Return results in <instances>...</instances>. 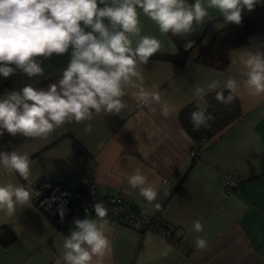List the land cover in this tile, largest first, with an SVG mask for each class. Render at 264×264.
I'll use <instances>...</instances> for the list:
<instances>
[{
    "label": "crops",
    "instance_id": "0c3cea01",
    "mask_svg": "<svg viewBox=\"0 0 264 264\" xmlns=\"http://www.w3.org/2000/svg\"><path fill=\"white\" fill-rule=\"evenodd\" d=\"M258 5L264 8V0ZM248 12L245 8L242 15ZM139 19L141 35L155 36L161 42L156 54H177L179 42L196 39L191 49L194 55L218 28L227 24L218 11L210 9L205 21L194 25V31L173 36L162 35L142 12ZM257 48L264 51V41L231 50L230 64L225 70L193 59L180 66L151 57L143 68V76L146 85L158 86L163 100L171 107L170 116L164 117L155 103L137 102L129 91L123 97L128 107L119 114H94L90 134L84 132L83 123L72 121L56 128L47 138H25L20 144L6 141L2 150L15 149L29 155L30 174L25 180L19 174L9 175L0 170V183L24 185L39 177L47 180V186L52 182L68 186L80 182L71 173L68 157L83 146L94 164L93 179L99 194L119 192L148 213L160 210L172 224L171 235L176 240L172 244L158 232H141L105 218L111 251L103 264H264V96L241 92L237 96L241 116L204 141L193 161L189 154L192 139L178 119L181 108L194 100V85H206L212 80L223 83L229 76L243 80L241 55L246 49ZM71 50L70 47L68 52L50 58L38 57L43 75L28 77L19 69L7 78L0 75V98L40 79L62 74L70 62ZM204 108L203 104L199 107L201 111ZM136 168L158 191L151 204L127 182ZM228 173L244 176L234 192L224 189ZM195 219L202 220V233L190 232L185 227ZM0 227L6 228V237L12 235L8 242L0 241V264H63V239L74 224L66 230L59 229L31 200L18 207L11 218L0 212ZM198 235L207 237L209 246L204 251L194 246Z\"/></svg>",
    "mask_w": 264,
    "mask_h": 264
},
{
    "label": "clouds",
    "instance_id": "9594fccd",
    "mask_svg": "<svg viewBox=\"0 0 264 264\" xmlns=\"http://www.w3.org/2000/svg\"><path fill=\"white\" fill-rule=\"evenodd\" d=\"M259 2L0 0V75L10 77L17 69L28 77L43 75L38 57L50 58L72 49L70 62L57 83L46 89L28 84L0 98V136L7 133L12 137L47 138L56 128L72 121L83 123L84 132L90 134L94 114H119L128 107L123 97L129 91L137 102L155 103L164 117L170 116L171 107L163 100L158 86L146 85L143 76L144 66L160 50L161 42L155 36L141 35L140 13L153 21L162 35L177 36L194 31V25L203 23L210 9L218 11L225 23L239 25L243 10L252 11ZM240 63L243 80L229 76L223 83L212 80L206 85L196 84L194 101H203L213 91L216 101L225 106L232 104L241 92L264 96V51L246 49ZM212 119L211 114L201 110L190 115L194 130L210 127L208 122ZM0 170L27 180L29 155L15 149L0 150ZM127 182L148 203L157 199L158 191L139 168L128 175ZM36 195L31 185L0 183V212L11 218L18 207L22 208ZM93 207L96 218L75 219L74 228L64 236L63 264H103L111 251L105 232L108 209L102 202ZM155 207L159 208V204ZM63 215L61 210V219ZM185 227L195 233L204 229L201 219ZM193 243L199 251L209 246L206 236L198 235Z\"/></svg>",
    "mask_w": 264,
    "mask_h": 264
},
{
    "label": "trees",
    "instance_id": "16d2710c",
    "mask_svg": "<svg viewBox=\"0 0 264 264\" xmlns=\"http://www.w3.org/2000/svg\"><path fill=\"white\" fill-rule=\"evenodd\" d=\"M203 33H205V30ZM203 36L204 34L200 37ZM194 41L195 42L188 49H184L181 42H179L180 50L177 54H155L152 58L169 60L180 66H183L189 59H193L197 63L219 70H225L230 64L231 50L240 46H248L258 41H264V8L257 4L254 10L242 15V22L239 25L227 23L218 28L208 38L207 42L201 47V49L193 55L191 54V49L194 47L197 40L195 39ZM62 76L63 73L40 79L32 83V86L35 88L46 89L50 84L57 83ZM2 89L3 88L0 86V91H2ZM225 94L227 95V90H225ZM202 104L205 106L204 112L206 114H211L213 119L208 122L210 127L201 126L199 130H194L190 121V115L193 111L200 110L199 107ZM240 116L241 107L238 97H236L232 104L225 106L224 104L216 101L215 91L208 93L203 101L197 102L192 100L183 106L178 113V119L183 130L192 139L191 147L197 149L196 155L192 156V161L197 157L200 146L204 144V141L210 139L227 125L237 120ZM24 139L25 137L20 135L12 137L5 133L3 136H0V150H2V146L6 141H12L16 144H20L24 141ZM89 157L88 151L83 146H80L79 150L75 154L68 157L71 173L75 177L82 180L69 186L78 187L84 192L87 191L88 186L84 180L93 170V162H90ZM56 183L58 182H52L51 184ZM62 185L68 186L66 183H62ZM152 214L156 216L157 222L167 228H170V233L172 234V224H170L162 216L160 210H157ZM47 216L59 229H67L66 218L64 216L63 219H61V216L58 214L55 216L47 214ZM5 229V227H0V241H3L4 243L8 242V240L12 237V235L7 237L5 236ZM138 231L144 232L147 230L139 229Z\"/></svg>",
    "mask_w": 264,
    "mask_h": 264
},
{
    "label": "built area",
    "instance_id": "2783aa9c",
    "mask_svg": "<svg viewBox=\"0 0 264 264\" xmlns=\"http://www.w3.org/2000/svg\"><path fill=\"white\" fill-rule=\"evenodd\" d=\"M193 41L182 43V47L187 49ZM197 149L190 150V156L196 155ZM94 170V164H92ZM93 170L85 178L87 191L84 192L75 186H64L62 184H50L43 177L26 181L24 185H31L38 195L32 198V202L43 212L50 216L60 215L63 210L66 218V226L74 224V220L95 217L94 204L102 202L108 209L106 218L122 222L136 230H151L163 235L170 243L175 244L176 240L171 236L170 228L161 225L156 221V216L146 212L143 208L128 202L121 193H111L100 195L98 186L93 179ZM244 176L241 173H228L225 178L224 189L226 192H234ZM169 227V226H168Z\"/></svg>",
    "mask_w": 264,
    "mask_h": 264
},
{
    "label": "water",
    "instance_id": "95a60500",
    "mask_svg": "<svg viewBox=\"0 0 264 264\" xmlns=\"http://www.w3.org/2000/svg\"><path fill=\"white\" fill-rule=\"evenodd\" d=\"M193 43H194V42H193ZM191 45H192V44H191ZM191 45H190V46H191ZM190 46H189V47H190ZM189 47H188V48H189ZM188 48H187V49H188Z\"/></svg>",
    "mask_w": 264,
    "mask_h": 264
}]
</instances>
